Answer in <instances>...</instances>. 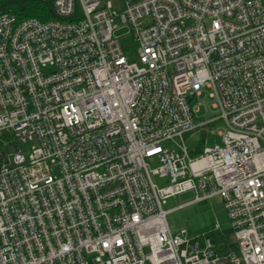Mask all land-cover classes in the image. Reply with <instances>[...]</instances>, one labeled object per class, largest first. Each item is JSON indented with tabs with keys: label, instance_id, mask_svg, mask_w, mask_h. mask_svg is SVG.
Masks as SVG:
<instances>
[{
	"label": "built area",
	"instance_id": "1",
	"mask_svg": "<svg viewBox=\"0 0 264 264\" xmlns=\"http://www.w3.org/2000/svg\"><path fill=\"white\" fill-rule=\"evenodd\" d=\"M48 1L0 14V264H264V0ZM205 93L223 145L194 155ZM186 192L234 244L171 230Z\"/></svg>",
	"mask_w": 264,
	"mask_h": 264
},
{
	"label": "rangeland",
	"instance_id": "2",
	"mask_svg": "<svg viewBox=\"0 0 264 264\" xmlns=\"http://www.w3.org/2000/svg\"><path fill=\"white\" fill-rule=\"evenodd\" d=\"M123 47L124 55L129 63H140L139 45L133 38L128 27H121L115 32ZM203 107L200 115L203 121H210L219 116V112L211 108L212 99L205 93L201 98ZM224 130V122L216 119L207 122L203 128L197 129L186 137V145L194 154L199 155L206 147H215L223 145V138L219 133ZM25 152L30 150L31 144L22 145ZM158 163L153 162L152 167H157ZM155 182L160 186L169 184L168 179L155 177ZM194 192H186L175 197H171L164 205L165 210H169L167 220L173 232L186 229L194 234L208 230L214 224L220 225V232L213 235V239L218 242L220 237H227L228 242L234 244L235 237L231 223L220 196H214L205 200H194ZM184 204V205H183ZM244 264V263H242Z\"/></svg>",
	"mask_w": 264,
	"mask_h": 264
},
{
	"label": "trees",
	"instance_id": "3",
	"mask_svg": "<svg viewBox=\"0 0 264 264\" xmlns=\"http://www.w3.org/2000/svg\"><path fill=\"white\" fill-rule=\"evenodd\" d=\"M11 12L20 19L37 17L54 19L52 4L48 0H0V14Z\"/></svg>",
	"mask_w": 264,
	"mask_h": 264
},
{
	"label": "crops",
	"instance_id": "4",
	"mask_svg": "<svg viewBox=\"0 0 264 264\" xmlns=\"http://www.w3.org/2000/svg\"><path fill=\"white\" fill-rule=\"evenodd\" d=\"M114 2H115L116 6H120V4H118L119 0H114ZM220 233H221V231H220ZM218 242L220 243V245L221 244H231V243L228 242V238L227 237H223V236L220 237Z\"/></svg>",
	"mask_w": 264,
	"mask_h": 264
}]
</instances>
